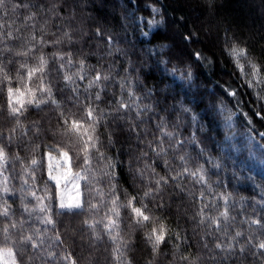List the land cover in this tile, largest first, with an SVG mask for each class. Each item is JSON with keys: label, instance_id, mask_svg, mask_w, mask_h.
I'll return each mask as SVG.
<instances>
[{"label": "clouds", "instance_id": "clouds-1", "mask_svg": "<svg viewBox=\"0 0 264 264\" xmlns=\"http://www.w3.org/2000/svg\"><path fill=\"white\" fill-rule=\"evenodd\" d=\"M0 264H264V0H0Z\"/></svg>", "mask_w": 264, "mask_h": 264}]
</instances>
